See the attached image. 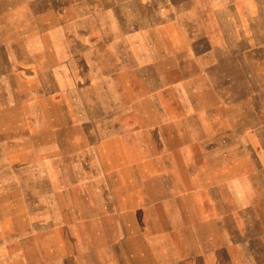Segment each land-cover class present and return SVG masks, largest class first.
Here are the masks:
<instances>
[{
    "label": "rangeland",
    "instance_id": "1",
    "mask_svg": "<svg viewBox=\"0 0 264 264\" xmlns=\"http://www.w3.org/2000/svg\"><path fill=\"white\" fill-rule=\"evenodd\" d=\"M211 2L0 0V264H97L116 171L151 174L171 224L152 211L153 230L182 242L211 226L264 264V63L224 66Z\"/></svg>",
    "mask_w": 264,
    "mask_h": 264
},
{
    "label": "crops",
    "instance_id": "2",
    "mask_svg": "<svg viewBox=\"0 0 264 264\" xmlns=\"http://www.w3.org/2000/svg\"><path fill=\"white\" fill-rule=\"evenodd\" d=\"M202 0H187V5L197 9ZM216 2H219L223 10H211L206 18L218 20V28L213 27L208 33L211 35H222L224 38V57L225 65L228 66L229 59L239 58L240 64L251 66L252 64L264 63V0H253L251 10H232L236 7L233 0H212L211 5L214 9ZM205 7V6H204ZM184 15V13H183ZM194 15L184 16L183 24L191 29V34H195L192 29L195 23ZM215 25V24H214ZM211 48L216 58L215 42L211 43ZM186 53V59L198 61L200 56L196 52L195 44ZM212 52V51H211ZM210 51L208 55L211 56ZM191 53V54H190ZM117 63V62H116ZM114 64L113 67L120 66ZM69 70L63 71V75L69 74ZM34 69V68H33ZM66 69V68H65ZM55 81L56 72L49 70ZM226 77V76H225ZM258 79V78H257ZM228 80V79H227ZM231 80V79H229ZM66 83V82H65ZM66 85V84H65ZM71 92V91H70ZM215 93V90H213ZM80 129L85 133L94 131L98 134L99 127L82 123ZM101 131V130H99ZM98 138V137H97ZM96 138V139H97ZM114 140H112L113 142ZM114 143V142H113ZM116 145V142H115ZM173 172H161V177L165 187H168L167 180L172 177ZM152 176L149 172H114L112 173V186L102 192V205L99 210L102 211L98 217L99 228L96 241L97 264H251L252 256L246 250L239 254L230 247V234L222 236L224 246L217 247V239L208 226V236L204 237V230L197 225L192 229L191 234H186V241L183 236L179 241H173L168 232H158L152 229L153 219L152 211H161L159 220L160 226L171 225L168 223V207L163 199L156 201L151 192ZM172 179V178H171ZM171 185V183H170ZM173 185V183H172ZM36 201H38L36 199ZM2 207H0V224L2 218ZM105 212V213H104ZM111 224L104 232V218H109ZM102 225V226H100ZM107 225V224H106ZM111 227V228H110ZM211 234V235H210ZM1 238V237H0ZM220 242V241H218ZM185 243V245H184ZM0 242V251L3 246ZM206 244V245H205Z\"/></svg>",
    "mask_w": 264,
    "mask_h": 264
}]
</instances>
